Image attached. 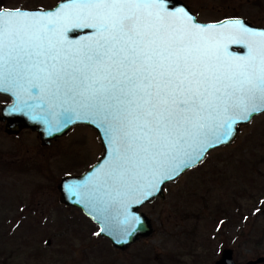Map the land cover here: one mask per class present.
Segmentation results:
<instances>
[{"label":"snow or ice","instance_id":"6c2138e0","mask_svg":"<svg viewBox=\"0 0 264 264\" xmlns=\"http://www.w3.org/2000/svg\"><path fill=\"white\" fill-rule=\"evenodd\" d=\"M70 28L93 29V38L73 42ZM225 41L246 44L247 55L225 58ZM25 83L60 107L65 123L99 120L112 146L104 173L115 181L112 199L139 202L222 143L237 118L264 110V30L239 19L202 26L166 0H71L44 15L3 10L0 87L17 95L11 111L33 107L22 99Z\"/></svg>","mask_w":264,"mask_h":264},{"label":"rangeland","instance_id":"374dc122","mask_svg":"<svg viewBox=\"0 0 264 264\" xmlns=\"http://www.w3.org/2000/svg\"><path fill=\"white\" fill-rule=\"evenodd\" d=\"M58 1L0 0V9ZM180 1L202 22L239 16L264 26V0ZM0 122V264H213L226 248L237 262L264 257V112L141 206L151 232L123 250L59 200L60 178L102 154L96 131L76 125L41 145L30 129L8 134Z\"/></svg>","mask_w":264,"mask_h":264},{"label":"water","instance_id":"95a60500","mask_svg":"<svg viewBox=\"0 0 264 264\" xmlns=\"http://www.w3.org/2000/svg\"><path fill=\"white\" fill-rule=\"evenodd\" d=\"M166 3L171 9L184 8L191 16L192 21L202 26L213 24L219 26L232 20L239 19L251 29L264 30V26L254 25L246 19L236 16L225 17L214 22H202L196 18V15L182 1L166 0ZM70 4L71 0H59L50 8L19 9L44 15L48 12H55L59 8ZM10 9L17 8H1L0 11ZM93 33L94 30L89 28H70L66 35L68 39L73 42L86 43L93 38ZM224 49H226V51ZM247 52L248 49L246 44L225 41L221 54L225 58H230L245 56L247 55ZM25 87L29 88L30 91L25 93L22 96V99L27 100V103L33 107L29 108L21 104V111H11L13 106L18 102L14 90L7 85L0 87V94L7 96L9 99V102L5 104L0 111V120L5 121L6 123L5 131L8 134H17L20 129L28 128L36 133L41 145H48L50 140L62 136L70 128L76 125H86L96 131L103 148L102 154L85 171L60 178V181L57 184L59 200L67 206L78 208L86 217L98 226V234L100 236L109 239L114 247L121 250L125 249L139 237L147 236L151 232L150 220L139 210L141 206L152 201L156 197H163L165 193L164 186L166 183L172 182L184 171L195 167L205 158L210 150L231 143L242 125L249 123L253 117L264 112V110H258L253 112L247 119L237 118L236 123L233 124V130L230 136L223 138L222 143H213L209 145L202 154V159L200 161L195 162L188 168L178 170V172L173 174L170 179H164L162 182L158 183L151 196H148L147 198L140 197L139 202L126 204L119 198L115 200L112 199V197L115 196V181L112 178L104 176V173L109 168L112 160V146L108 142V136L105 134L104 127L100 124L99 120L91 118H73L65 123L63 116L59 115V113L62 112L60 107L50 109L47 102L48 98L46 96L44 99L38 98V96H44L43 92L39 89L31 88L27 83H25ZM53 112L58 115L54 117L52 115ZM57 120L60 122L57 123ZM110 192L112 193L111 196L109 195ZM126 217L128 219H126ZM133 217L135 219H132ZM262 262H264V257L245 262H237L233 258L232 250L226 248L213 264H258Z\"/></svg>","mask_w":264,"mask_h":264},{"label":"flooded vegetation","instance_id":"af4514ba","mask_svg":"<svg viewBox=\"0 0 264 264\" xmlns=\"http://www.w3.org/2000/svg\"><path fill=\"white\" fill-rule=\"evenodd\" d=\"M0 96H3V97H5L6 98V101L5 102H3V103H0V111H1V108L5 105V104H7L8 102H9V99H8V97L7 96H4V95H1L0 94ZM1 124H2V122H0ZM4 124V123H3ZM6 124V123H5ZM5 124L3 125V131H5ZM6 132V131H5ZM7 133V132H6Z\"/></svg>","mask_w":264,"mask_h":264}]
</instances>
